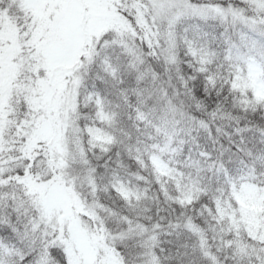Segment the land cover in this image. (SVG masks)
Listing matches in <instances>:
<instances>
[{"label": "snow or ice", "instance_id": "snow-or-ice-1", "mask_svg": "<svg viewBox=\"0 0 264 264\" xmlns=\"http://www.w3.org/2000/svg\"><path fill=\"white\" fill-rule=\"evenodd\" d=\"M0 264H264V0H0Z\"/></svg>", "mask_w": 264, "mask_h": 264}]
</instances>
